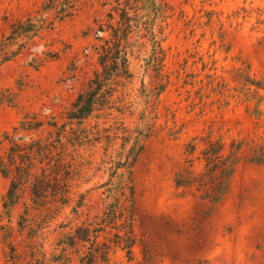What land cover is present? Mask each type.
<instances>
[{
	"label": "rangeland",
	"instance_id": "obj_1",
	"mask_svg": "<svg viewBox=\"0 0 264 264\" xmlns=\"http://www.w3.org/2000/svg\"><path fill=\"white\" fill-rule=\"evenodd\" d=\"M165 2L148 21L149 32L131 36L133 80L82 126H97L100 134L71 148L78 176L70 204L39 241L50 255L64 234L103 218L114 202L107 192L113 183L124 187L121 202L133 220L135 245L130 256L115 247L110 264H264L263 165L244 156L217 204L202 199L196 187L176 183L207 170L204 153L212 146H224L220 155L226 157L233 142L264 141V89L255 86L264 85V0ZM113 4L73 0L72 14L61 20L48 0H0V44L17 20L33 17L47 25L17 56L5 62L0 56V138L13 135L28 113L59 119L71 109L99 69L96 29ZM8 189L0 175V264H7L9 251L1 226L11 215L16 228L23 204L30 203L26 192L6 214ZM117 233L109 227L100 241ZM21 241L16 232L13 244L20 249Z\"/></svg>",
	"mask_w": 264,
	"mask_h": 264
},
{
	"label": "trees",
	"instance_id": "obj_2",
	"mask_svg": "<svg viewBox=\"0 0 264 264\" xmlns=\"http://www.w3.org/2000/svg\"><path fill=\"white\" fill-rule=\"evenodd\" d=\"M48 3L47 8L56 10L61 20L72 14L73 0H48ZM165 7V0H114L107 19L99 21L96 29L100 44L94 50L99 69L79 93L71 109L59 119L53 116L43 119L41 114L28 113L13 129V135L6 133L0 138V175L9 182L3 204L6 214L12 213L26 192L30 196V203L23 204L24 211L17 227L13 226L11 215L8 225L1 226L4 244L9 249L4 252L7 264H110L115 247H122L131 255L135 245L133 220L127 216V207L121 202L124 187L116 188L113 183L107 184L112 186L107 192L113 196L114 202L107 206L103 218L84 223L64 234L57 243L56 252L50 255L39 238L43 229L70 204L72 182L78 176V154L71 148L90 142V136L97 141L95 134H100L97 126L93 130L82 126L96 112L108 108L114 95L133 80L131 36H144L148 21ZM46 27L44 21L33 17L15 21L11 25L9 40L6 38L0 44L2 61L17 56L26 43ZM101 34H107V37ZM15 44L19 49L10 51ZM154 47L162 54L159 42L154 41ZM157 53L154 60L159 61ZM255 86L264 89L262 83ZM22 132L41 136L26 141L18 137ZM223 148L218 150L212 146L205 151L207 170L199 175L179 176L177 186L196 187L202 193V199L217 204L228 193L234 168L244 156L250 163L264 166V141L233 142L226 157L220 155ZM109 227L118 232L115 240L104 237L105 241H100ZM16 232L22 237L20 249L13 244ZM69 251L76 255L75 260Z\"/></svg>",
	"mask_w": 264,
	"mask_h": 264
}]
</instances>
